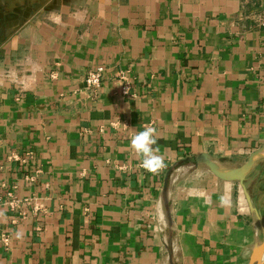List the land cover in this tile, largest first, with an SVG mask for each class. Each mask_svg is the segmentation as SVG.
Returning <instances> with one entry per match:
<instances>
[{
  "label": "crops",
  "instance_id": "crops-1",
  "mask_svg": "<svg viewBox=\"0 0 264 264\" xmlns=\"http://www.w3.org/2000/svg\"><path fill=\"white\" fill-rule=\"evenodd\" d=\"M45 8L0 20V264H171L173 165L174 264H249L264 214L250 192L262 224L240 182L198 159L233 169L264 146V0ZM98 66L93 89L86 73ZM148 123L166 165L156 175L130 148Z\"/></svg>",
  "mask_w": 264,
  "mask_h": 264
},
{
  "label": "water",
  "instance_id": "water-1",
  "mask_svg": "<svg viewBox=\"0 0 264 264\" xmlns=\"http://www.w3.org/2000/svg\"><path fill=\"white\" fill-rule=\"evenodd\" d=\"M260 158H264V146L263 148L254 152L249 157L247 162L238 168H233V169L224 168L218 162L214 161L209 155L201 156L198 159V161L199 163L206 164L210 168L212 173L217 177L223 180L240 182L250 209L256 214L258 220L263 224V215L261 211L258 209V207H256V205L254 204L252 195L247 185V182L249 180V174L252 172V170L254 169L255 165L258 162V159ZM176 166L177 165H173L168 170L165 176L164 187H163V201L166 208L168 225L170 228V234L168 238V249H169V257L171 264H174V252H173V232H172L173 222L169 207V183L172 172L175 170ZM263 259H264V239L261 243L256 244L249 264H262Z\"/></svg>",
  "mask_w": 264,
  "mask_h": 264
},
{
  "label": "rangeland",
  "instance_id": "rangeland-1",
  "mask_svg": "<svg viewBox=\"0 0 264 264\" xmlns=\"http://www.w3.org/2000/svg\"><path fill=\"white\" fill-rule=\"evenodd\" d=\"M46 4L47 0H0V20L5 25L11 24L10 21L13 20H17V24H20L21 20H38L44 16ZM255 172L258 174L256 179ZM250 179L251 182L255 179L250 192L264 214V160L249 174L248 182Z\"/></svg>",
  "mask_w": 264,
  "mask_h": 264
},
{
  "label": "clouds",
  "instance_id": "clouds-1",
  "mask_svg": "<svg viewBox=\"0 0 264 264\" xmlns=\"http://www.w3.org/2000/svg\"><path fill=\"white\" fill-rule=\"evenodd\" d=\"M142 130L136 131L130 138V148L135 153L136 157L140 160L139 167L143 168L150 174H158L164 167V157L160 155L159 147H156L160 139L157 128L151 124H143ZM221 204H225V198H220ZM0 216L3 212L0 211ZM16 238H22V232L15 233Z\"/></svg>",
  "mask_w": 264,
  "mask_h": 264
},
{
  "label": "built area",
  "instance_id": "built-area-1",
  "mask_svg": "<svg viewBox=\"0 0 264 264\" xmlns=\"http://www.w3.org/2000/svg\"><path fill=\"white\" fill-rule=\"evenodd\" d=\"M121 80H123L122 92L124 94L130 93V83L127 79V76L124 72L118 73ZM105 78V68L103 66H98L96 68H91L86 73V83L88 87L93 89H99L102 85V82ZM12 206H16L14 200L11 202ZM0 240L4 241L6 244L8 243V236L4 233L0 232Z\"/></svg>",
  "mask_w": 264,
  "mask_h": 264
}]
</instances>
